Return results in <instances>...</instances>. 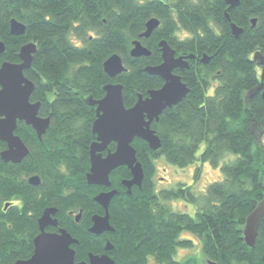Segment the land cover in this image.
I'll use <instances>...</instances> for the list:
<instances>
[{
	"label": "trees",
	"instance_id": "obj_1",
	"mask_svg": "<svg viewBox=\"0 0 264 264\" xmlns=\"http://www.w3.org/2000/svg\"><path fill=\"white\" fill-rule=\"evenodd\" d=\"M226 11L243 29L239 37ZM152 17L160 26L150 38H142L151 55L132 57V43ZM11 18L26 24L24 34L10 32ZM0 39L6 42L0 66L20 62V47L36 42L33 64L25 73L36 84L31 100L41 101L39 114L51 118L42 140L32 126L19 121L17 133L30 148L22 162L0 157V264L32 256L38 217L51 205L58 210L60 225L80 241L77 247L84 255L104 246L103 234L88 230L94 212H105L93 196L110 188L87 181L97 113L85 98L99 99L105 85L121 82L125 105L132 107L139 94L162 87L163 78L145 67L162 63L163 39L176 56L196 55L189 59L190 68L175 70L190 90L154 120L160 148L133 140L146 175L143 186L128 192L123 180L132 175L125 165L110 175L111 189L118 193L109 205L115 231L108 239L117 264H146L142 249L174 264L173 245L183 231L202 239L204 255L218 264H264V218L254 248L243 234L247 216L264 201V100L262 90L254 93L261 74L253 60L257 50L264 54V0H241L234 8L225 0H0ZM114 53L121 55L127 70L112 78L104 62ZM204 54L210 60L203 63ZM116 145L112 142L110 149ZM5 148L0 141V152ZM159 157L182 168L198 160L221 164L224 177L204 194L184 182L158 190L154 177ZM32 175L42 179L39 186L28 180ZM178 199L190 202L193 211H176L169 201ZM80 208L85 210L78 223L68 211Z\"/></svg>",
	"mask_w": 264,
	"mask_h": 264
},
{
	"label": "water",
	"instance_id": "obj_2",
	"mask_svg": "<svg viewBox=\"0 0 264 264\" xmlns=\"http://www.w3.org/2000/svg\"><path fill=\"white\" fill-rule=\"evenodd\" d=\"M229 8H234L241 3V0H225ZM226 17L231 23L234 36L242 34V28L237 23L232 22L230 14L226 11ZM256 25V19H253ZM146 30L139 34V39L133 41L131 56L139 58L148 57L151 50L146 47L142 38H150L152 32L160 26V20L152 17L146 23ZM10 32L14 35H22L26 32V24L11 18ZM162 50V63L158 65L146 66V71L150 74L163 78V86L149 91L148 95L139 94L138 101L127 107L124 101L123 84L109 82L104 86L105 95L99 99L93 96L85 98V102L96 106V119L93 121L92 131L96 134V139L91 143L90 156L91 168L86 177L88 184L105 186L111 188V173L113 170L127 166L132 177L124 179L123 184L128 187L131 193L132 187L137 185L142 187L145 179L143 164L138 159L136 147L133 144L135 138H140L149 143L152 150L161 147L160 136L152 128L154 120L158 121L164 109L178 104L189 92L187 84L182 77L175 72L176 69L184 70L190 68L189 59L196 55L176 56V50L170 46L167 40L163 39L159 43ZM6 50V42L0 39V56ZM37 50L36 42L23 44L19 50L20 62L3 61L0 66V141L6 144V148L0 152L1 160L17 164L22 162L30 153V148L23 138L17 133L19 121L25 122L34 128L37 136L42 140L50 128V116L44 117L39 114L41 101L33 102L31 97L35 91L36 84L26 75L25 70L31 68L34 54ZM210 57L204 54L202 62H208ZM253 60L262 68L260 83L254 93H259L264 100V54L257 50ZM105 72L112 78L126 71L124 61L120 54L110 55L104 62ZM112 142L116 148L110 149ZM107 150V153H103ZM30 183L39 186L42 182L40 176L32 175L28 178ZM118 193L116 188L103 190L93 198L105 208V214H96L92 217L93 225L89 230L94 234H102L106 230H115L110 223L109 205ZM58 212L56 207L44 209V213L39 219L41 234L34 238L35 248L32 257L21 259L12 264H116L107 254L94 255L90 253L88 262H75V250L71 247L78 243V239L65 228L57 232H46L48 225L58 224L57 219H52V214ZM78 218L77 220L79 219ZM264 218V201H259L258 205L247 216L243 229L244 240L247 245L254 248L259 236V229ZM109 244V242H108ZM107 244V247L109 245ZM262 260L264 261V253ZM209 264H218L216 261H209Z\"/></svg>",
	"mask_w": 264,
	"mask_h": 264
},
{
	"label": "rangeland",
	"instance_id": "obj_3",
	"mask_svg": "<svg viewBox=\"0 0 264 264\" xmlns=\"http://www.w3.org/2000/svg\"><path fill=\"white\" fill-rule=\"evenodd\" d=\"M182 36H187L186 32L181 33ZM261 71V68L259 72ZM261 138L264 139V133L261 134ZM205 147L203 143L199 148V155ZM233 157L230 154L227 158ZM224 162H222L223 164ZM157 171L154 177L155 185L157 189L175 187L178 182L188 183L193 187V190L197 194H204L208 186L214 181L223 179L224 173L221 169V164L217 167L214 166L210 161L202 162L196 161L195 163L189 164L187 167L175 166L169 163L165 157H159L156 159ZM200 167V175L197 178V170ZM175 209L187 210L192 204L183 199L169 201ZM193 207V205H192ZM191 260L188 264H207L206 257L202 254L201 247H194L189 252Z\"/></svg>",
	"mask_w": 264,
	"mask_h": 264
},
{
	"label": "flooded vegetation",
	"instance_id": "obj_4",
	"mask_svg": "<svg viewBox=\"0 0 264 264\" xmlns=\"http://www.w3.org/2000/svg\"><path fill=\"white\" fill-rule=\"evenodd\" d=\"M260 73H261V71H260ZM106 153H107V150L103 154L105 155ZM164 188H162V189H164ZM103 190H111V188L110 189H103ZM103 190H100L98 193L103 192ZM158 190H161V189H158ZM51 207H53V205H51ZM84 210H85L84 208L83 209L80 208L78 211H75V210L72 209V210H69L68 212H69V215H70L71 218H73L78 223H80L82 221V218H83ZM175 210L176 211H179L180 210L181 212H184V213H190L191 211H193V207L191 205V207L189 209H187V210H181V209H179V210L178 209H175ZM43 213H44V210H43ZM42 214H41V216H42ZM96 214H99V215H102L103 216L105 214V212L104 213H100V212L96 211V212H94V214L92 215V217L94 215H96ZM78 215H80V216H79V219L77 220ZM41 216H39L38 217V220H37L38 226H39V232H38V234L36 236H38L39 234H41V228H40V222H39V219L41 218ZM92 217H91V220H92ZM52 219H57V221H58V212L55 215L52 214ZM110 223H111V221H110ZM92 225H93V220H92V224L88 227V230H89V228ZM63 228H65V227L64 226H61L60 225V221H58V224L57 225L52 224V225L46 226L45 227V231L46 232H49V233H52V232L59 233L60 229H63ZM114 231L115 230H113V231L106 230L104 233H102L103 236H104V239H106V242H105L104 246H102V247L98 246V247L92 248L90 250H87L86 251L87 252L86 255H84V252H83L84 250L83 249L77 247V244H79L80 241H78V243H74L71 247L76 252V254H75V262H85V261L88 262L90 260V253H93L94 255H106L107 254L117 264V261L115 259L116 258L115 257V252L112 251V248H113L114 245L111 242V240L108 239L109 236H110L109 233L114 232ZM72 236L75 237L74 235H72ZM191 240H192V244H191V246H189V242H191ZM108 242H109V244H108ZM33 243H34V239H33ZM202 243H203L202 239H200L195 234H193V233L190 234V233H188L186 231L181 232L180 235L177 236V239H176V241H175V243L173 245V251H172V254H171V259L175 262L174 264H188L189 261L191 260V257H190L189 252L195 246L196 247H201L202 254L204 255ZM107 244L109 245V247H107ZM34 248H35V243H34ZM33 252H34V250H33ZM144 252H146V253H144ZM140 253L141 254L144 253V258L143 257L142 258L145 260L146 264H166L165 262L162 263L160 261V259H159L160 258V254H157V253H155V252H153L151 250L147 251L146 249H142V251L140 250ZM204 257H206V256L204 255ZM209 261H211V260H209L206 257L207 264H209Z\"/></svg>",
	"mask_w": 264,
	"mask_h": 264
}]
</instances>
